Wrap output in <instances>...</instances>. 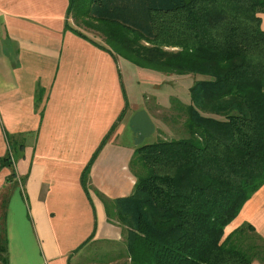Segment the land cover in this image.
Instances as JSON below:
<instances>
[{"label": "trees", "instance_id": "trees-1", "mask_svg": "<svg viewBox=\"0 0 264 264\" xmlns=\"http://www.w3.org/2000/svg\"><path fill=\"white\" fill-rule=\"evenodd\" d=\"M262 13L264 0H69L67 17L114 58L194 77L189 102L169 105L180 135L136 147L132 194L107 204L125 264H264L250 224L224 236L264 184Z\"/></svg>", "mask_w": 264, "mask_h": 264}, {"label": "crops", "instance_id": "crops-1", "mask_svg": "<svg viewBox=\"0 0 264 264\" xmlns=\"http://www.w3.org/2000/svg\"><path fill=\"white\" fill-rule=\"evenodd\" d=\"M68 2L0 0V264H80L90 243L120 239L106 207L136 182L131 162L143 130L131 128L133 111L164 95L151 104L160 111L174 97L158 89L177 75L156 78L97 46L94 34L67 29H77ZM143 116L156 140L175 134ZM244 224L264 242V184L224 236Z\"/></svg>", "mask_w": 264, "mask_h": 264}, {"label": "rangeland", "instance_id": "rangeland-1", "mask_svg": "<svg viewBox=\"0 0 264 264\" xmlns=\"http://www.w3.org/2000/svg\"><path fill=\"white\" fill-rule=\"evenodd\" d=\"M72 19L73 18H71V20ZM73 22H74V19H73ZM74 23L76 26L80 25V26H77V28H79L82 32L84 33L86 32L89 35L94 34L95 36L99 37V39L102 41V38L99 36L97 32L89 28H86L83 24H81L80 21L74 22ZM148 70H151L149 71L151 72L150 74H152L153 72V76H159L156 78H162L160 77L161 76L160 74L156 75L157 74L156 72L158 71L152 70V69H148ZM162 80L171 81V83L166 82L165 84H160L159 82V89H158L160 93L162 91L165 92L168 90L172 95H174V97L170 98L169 105L172 104V101L174 99L175 100L177 99L183 103H185L186 101L189 102V98H190L189 87L193 83V80H194L193 75L187 74V75L168 76V77L163 78ZM148 83L149 81L146 82V84ZM142 87H147V85H143ZM148 88H149V85H148ZM148 88L147 89L145 88V90L152 91L150 88L149 89ZM154 92H157V91L154 89ZM160 96H158L160 102H165L163 98L164 95H160ZM158 98L151 97L149 100L145 101L146 103L142 104L137 111H133L134 115L130 123L131 128L135 129L138 126L140 127V130H143L142 132H140L141 135L140 136L137 135L135 139L136 144L138 146L156 141V138H154L155 133L151 131L152 130L151 126H149L148 128L149 124H146L143 114L146 113L151 118L153 123L155 122V120L159 122V124L161 125L160 128L162 129H165V127L167 126L169 128L172 127L170 122L173 119H168V118H171L174 112H172V110L170 109V106L163 105L166 107L162 106L160 111H157L156 110L157 106L151 105L153 103L155 104V99H158ZM179 135L180 133H177L169 137H175V136L177 137ZM18 155H19L18 152L15 151L14 152L15 158H17ZM16 188L18 192L21 191L19 184H16ZM109 221L117 225L121 229L120 239H118L116 242H109V241L98 242L97 241V242L90 243L89 245H87V247H85L82 250L81 254L78 257L77 261L80 264H125L126 257L124 255L123 256L121 255L123 253L122 251H124V247H123L124 246L123 245L124 244V231L115 218H112ZM254 243H257L258 245H262L261 241H258L257 239L254 240ZM257 262L258 264H263L259 259H257Z\"/></svg>", "mask_w": 264, "mask_h": 264}]
</instances>
